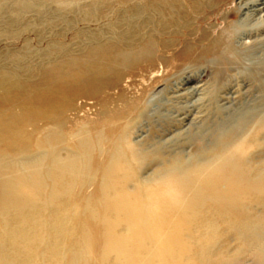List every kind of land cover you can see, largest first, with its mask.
<instances>
[{"label": "bare ground", "instance_id": "1", "mask_svg": "<svg viewBox=\"0 0 264 264\" xmlns=\"http://www.w3.org/2000/svg\"><path fill=\"white\" fill-rule=\"evenodd\" d=\"M188 2L198 11L200 1ZM238 11L243 19L235 38L220 34L207 39L203 34L197 45L206 43L188 63L206 60L218 80L236 70L261 96L249 103H261L232 112L238 117L235 123L220 129L212 148L201 149L195 161L175 155L146 180L140 169L160 159L162 147L152 145L149 151L135 144L131 133L144 128L136 122L167 109L166 121L185 125L209 100L204 86H197L198 70L185 67L172 83V96L159 92L144 105L123 92L116 100L99 96L103 90L122 88L125 72L152 64L156 48L172 46V40L160 36L189 28L177 0H151L147 8L131 9L127 19L118 16L113 36L92 34L83 52L50 45L34 68L24 66L28 52L11 53L13 63L0 65V264H231L219 248L228 235L263 258L264 161L254 155L264 134V38L245 40L263 31L264 0H240ZM139 18L140 26L135 23ZM148 25L154 27L151 34L143 32ZM192 49L185 44L172 58L188 59ZM157 59L167 63L165 56ZM222 94L221 114L231 108L225 106L230 97ZM82 98L95 100L100 120L109 118V123L94 133L83 127L65 135L66 112ZM41 130L45 134L34 139ZM100 153L104 164L94 169L89 164ZM88 168L100 174L98 187L91 199L72 203L74 188L79 192L93 173ZM254 208L263 215L253 216ZM74 215L82 223L73 224Z\"/></svg>", "mask_w": 264, "mask_h": 264}, {"label": "rangeland", "instance_id": "2", "mask_svg": "<svg viewBox=\"0 0 264 264\" xmlns=\"http://www.w3.org/2000/svg\"><path fill=\"white\" fill-rule=\"evenodd\" d=\"M150 1L151 0H0V65H10L13 63L11 55L13 52H28L30 56L27 58L24 66L32 68L37 67V64L43 62L41 61V55L53 44L59 45L62 49L68 50L71 53L83 52L91 45L89 38L92 34L103 39L112 37V27L117 23L118 16L120 19H127L131 9H135L136 7L147 8ZM177 1L183 7L187 15L186 21L190 24L189 28L187 30L182 29V32L179 31L175 36L172 35L173 37L160 36L158 38L159 40H172V46L169 49L156 48L154 52V62L152 64L144 65V68H137L131 72H125L124 77L119 82V87L121 86L122 88L103 90L99 96L100 100H110L109 98L116 100L119 93L123 92L128 99H138L139 103L144 105L146 100H149L151 96L159 92L164 97L172 96L173 92L170 90V88L173 87L172 83L178 79V72L185 67L188 66L192 70L195 69L194 71L198 70V75H200L197 78V86H204L205 91H207L205 93L209 95L207 99L210 101H205V104L202 103L199 106L200 108L192 113L187 121L189 123V121L195 117V125L193 124L192 128L188 129L189 124L187 122L185 125L170 124L168 120L167 122L166 118L169 115V113L165 111L167 109L163 111L164 113L161 112L160 115L155 118H148L147 114H145L144 117L142 116L143 119L140 118L136 122V127L141 123L144 125V128H142L143 130L140 133H135L134 130L133 132L135 135H132L133 132L131 133L130 139L135 144H140L143 148H149V151L153 150L155 147H162V154L160 153L162 156L160 155V159H156L151 162L152 164L148 163L141 167L139 174L143 180L152 178L154 174L167 163L166 161L175 155L181 154L180 156L178 155L181 159L183 157V159H190V161L193 159V161H195L194 158L200 154L201 149L205 150L206 148L208 151L212 148L213 140L220 129L231 127L235 123L238 117L235 116L236 114L231 115L232 112L235 113L236 111H240V109L242 111L245 108L249 109L252 108V105L257 106L261 103L259 100H256V102L254 101V103L252 102L253 104L249 103L252 99L261 98V96L252 88L251 85L253 82L239 78V73H235L236 70H231L232 73L229 72L226 78L218 80L213 71L208 70V63L206 60L191 64L188 63L189 59L191 60L198 51V46L206 43L204 42L197 45L196 40L200 39L203 34H205L207 39H214L220 34L226 38L227 36H231V39L235 38L234 34L236 30L239 29L237 25L239 21L243 19L238 11V3L240 0H198L200 1L198 11L194 10V7L188 0ZM140 22H142L141 18L135 21L139 26L141 25ZM144 29L145 31L143 32H150L154 27L152 28V25H148ZM262 30L260 34H253L250 39H246L245 42H252L253 40L264 38V27H262ZM149 34H151V32ZM185 44L193 48L192 50L194 53H191L188 59H186V57L173 59V53L180 51ZM156 55L165 56L167 58V63L158 61V56ZM221 86L225 87L220 90ZM222 91L223 97H230V103L225 106H230L232 109L229 108L221 114L222 110L220 109V105L223 104V102L218 103L220 99L218 97L221 95ZM224 94L227 95L224 96ZM249 105H251V107ZM73 110L66 112L68 121L66 127L62 129L65 135H68L69 132L74 133L83 127L90 128L91 132L94 133V131L100 127L107 126L109 123L108 120H110L109 118L100 120L98 111L101 110V107H98L95 100L78 99L73 104ZM146 111L145 113H148V111ZM217 112L220 113L217 114ZM175 115L176 114H173L172 116ZM110 116H113V114L110 113L109 117ZM249 128L250 127L244 129L243 131L245 133L243 134H246L248 130H250ZM44 134L45 132L42 130L37 131L34 133V139L35 137L40 138ZM259 137L261 139V147L254 157L256 161H264V134L259 135ZM156 144H158L159 147ZM200 144H202V146ZM104 150L106 151L105 148L101 151L104 152ZM31 151H35V148L32 147ZM183 154L184 156H182ZM104 156V153H100L98 156L95 154L93 156L94 160H92L89 165H93L92 167L95 169V164H104ZM165 157L167 159H165ZM163 159H165V161ZM90 168L88 169L90 171L93 170V173H88L90 177L85 175L88 179L86 184L82 186L79 192L77 188H74L72 192V203H76L78 200L83 202L86 199H91L93 191L98 187L100 174L94 173V169ZM67 211L73 213L71 207H68ZM251 212L255 217H261L263 215V212L257 208H254ZM81 221L82 219L75 218V215L71 218L73 224L82 223ZM86 226L91 227L92 225L89 223ZM219 248L224 251L225 256L232 261L231 264H264V256L263 258H258L242 249L232 235H228L225 240L223 239L222 242L219 243ZM89 264L92 263L89 262Z\"/></svg>", "mask_w": 264, "mask_h": 264}]
</instances>
